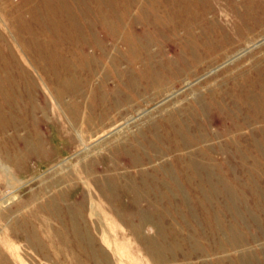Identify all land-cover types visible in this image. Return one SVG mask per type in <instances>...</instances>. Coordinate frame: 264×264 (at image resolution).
Listing matches in <instances>:
<instances>
[{
  "label": "rangeland",
  "instance_id": "374dc122",
  "mask_svg": "<svg viewBox=\"0 0 264 264\" xmlns=\"http://www.w3.org/2000/svg\"><path fill=\"white\" fill-rule=\"evenodd\" d=\"M0 264H264V0H0Z\"/></svg>",
  "mask_w": 264,
  "mask_h": 264
},
{
  "label": "bare ground",
  "instance_id": "6f19581e",
  "mask_svg": "<svg viewBox=\"0 0 264 264\" xmlns=\"http://www.w3.org/2000/svg\"><path fill=\"white\" fill-rule=\"evenodd\" d=\"M82 119V118H81ZM81 119H79V120H81ZM71 120V119H70ZM95 127V126H94ZM87 132V131H86Z\"/></svg>",
  "mask_w": 264,
  "mask_h": 264
}]
</instances>
